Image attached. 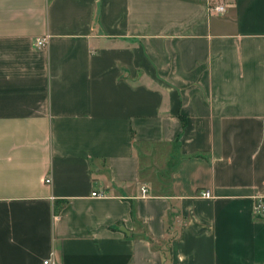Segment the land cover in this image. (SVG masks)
I'll return each mask as SVG.
<instances>
[{
	"label": "crops",
	"instance_id": "obj_1",
	"mask_svg": "<svg viewBox=\"0 0 264 264\" xmlns=\"http://www.w3.org/2000/svg\"><path fill=\"white\" fill-rule=\"evenodd\" d=\"M230 1L0 0V264H264V0Z\"/></svg>",
	"mask_w": 264,
	"mask_h": 264
},
{
	"label": "built area",
	"instance_id": "obj_2",
	"mask_svg": "<svg viewBox=\"0 0 264 264\" xmlns=\"http://www.w3.org/2000/svg\"><path fill=\"white\" fill-rule=\"evenodd\" d=\"M231 3H232V1H230V0H210V11L212 13H216V14H224ZM48 38H49V36L39 38L37 40V45L40 47L46 46ZM50 181H51L50 178L46 179V182H50ZM142 192H143V195L145 196L146 192H147L146 187H143ZM200 194L206 198L212 197V192L210 190H207V189L201 191ZM92 195L102 196V194L97 193L96 191H94L92 193ZM254 213L256 214V216H263L264 215V199H262V198L258 199V201L256 202V204L254 206ZM43 264H56V263L52 257H49L43 261Z\"/></svg>",
	"mask_w": 264,
	"mask_h": 264
}]
</instances>
